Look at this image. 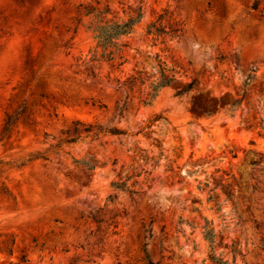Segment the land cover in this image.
<instances>
[{"label":"rangeland","instance_id":"rangeland-1","mask_svg":"<svg viewBox=\"0 0 264 264\" xmlns=\"http://www.w3.org/2000/svg\"><path fill=\"white\" fill-rule=\"evenodd\" d=\"M95 1L123 18L141 7L143 17L124 38V65L98 64L93 78L78 66L94 43L86 23L76 30V18L80 4ZM252 2L0 0V131L7 114L25 109L0 141V264H148L149 229L153 262L213 264L205 217L216 256L264 264V131L254 125L264 118V2L258 10ZM164 10L163 23L177 24L181 35L153 41L146 26ZM160 66L179 83L196 79V88L183 97L164 88L150 106L134 98L119 115L125 93L106 74L152 75ZM248 77L241 108L232 113L220 102L219 112L203 114L216 98L241 94ZM77 120L92 132L128 134L82 132L76 143L52 147ZM84 159L96 161L93 172L75 162Z\"/></svg>","mask_w":264,"mask_h":264},{"label":"trees","instance_id":"trees-1","mask_svg":"<svg viewBox=\"0 0 264 264\" xmlns=\"http://www.w3.org/2000/svg\"><path fill=\"white\" fill-rule=\"evenodd\" d=\"M264 2V0H253L251 4V8L253 10H258L260 5ZM167 10H164L160 13L157 18L150 23L147 24L145 29V35L147 37H151L153 41H158L160 38L164 36H170L172 38L179 37L182 32V29L176 27L177 24H170V26L165 25L164 18L167 14ZM143 17V12L141 7L137 9V13L129 14L126 18L120 17L108 3H101L99 1L89 2L85 4H80L78 7V17L76 18V30L78 27L86 23V28L92 34V39L94 45L89 51V57L83 59L78 66L83 67L87 72L88 76L93 78L98 76L97 65H101L104 62H107L111 68L120 69L124 63L126 62L124 51L129 46L128 41L124 40L125 37H128L130 34L134 32L135 26L141 21ZM81 60V59H79ZM156 74H159L158 76ZM105 78L109 83H115L116 89L125 93V100L123 104L118 108L119 115H122L125 110L133 103L134 98L138 99V103L143 106H150L154 103V101L159 96L160 92L167 87H172L175 90V96L183 97L192 92L198 82L196 79L187 82V83H179L176 79L175 75H169L166 73L165 68L160 66V69L157 73L152 75L147 74L143 70H135L131 74H127L125 76H113L112 72L109 71ZM250 77H248L247 81L242 88V93L237 97H232L228 100H222L220 98H216L217 107H215L214 111H206L203 114L207 117H210L217 112H219L220 107L219 103H222V106L225 107L226 111L234 112L237 109L241 108L244 101L248 99V94L246 91V87L248 85ZM263 86H261V90L263 91ZM130 95L132 98H130ZM248 101L246 105H248ZM24 105L18 107L14 112L7 114L6 120L4 122L3 128L0 131V141L8 136L13 127L17 124L20 117L24 113ZM258 111H256V114ZM161 116H157L153 121H151L148 125L144 126L141 131H144L148 128H151L152 124L157 120L161 119ZM253 119H257L256 116ZM73 131L72 134L68 135L66 139L61 140L57 144L52 147H56L57 149L61 148L64 144L76 143L82 136V132L86 133V137H98L100 134H110L115 136H121L128 134L126 131L119 129L117 127L111 128H102L98 127L96 132H92L93 125L85 124L80 120L73 122ZM257 127L264 131V118L259 117L258 121L254 123ZM80 126H84L83 130H80ZM69 132V131H68ZM42 153H37V156ZM40 157V156H39ZM42 158L46 159L44 156ZM76 163L81 165L85 170L89 172H93L96 169V161L93 159L90 160H75ZM250 163L253 166H259L261 160L252 159ZM2 164V160L0 159V165ZM112 187L114 190H122L127 191L131 195H137L138 192L135 190H130L126 182H113ZM252 191H257V184H253ZM225 192L228 197L233 196V193L229 190L228 187L225 188ZM116 198V195L112 194L108 197V201H113ZM93 220L97 223L102 220L96 219L93 217ZM182 223V220H180ZM110 225H113L115 228L118 227L117 221H112ZM212 226L211 221H209L206 217L204 218L203 225V234L205 239L211 245V254L209 256L210 261L213 264H228L226 260L216 256L214 252V242L216 232ZM148 235H144L145 242L143 243V250L145 252L146 259L148 260V264H157L150 259V255L147 252L148 240L153 237L152 231L146 230ZM14 264V263H10ZM18 264V263H16Z\"/></svg>","mask_w":264,"mask_h":264}]
</instances>
